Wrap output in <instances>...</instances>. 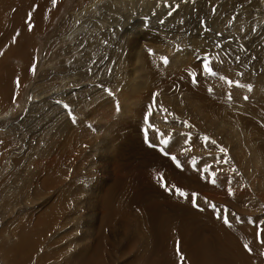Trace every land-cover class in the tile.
Masks as SVG:
<instances>
[{"label":"rangeland","instance_id":"obj_1","mask_svg":"<svg viewBox=\"0 0 264 264\" xmlns=\"http://www.w3.org/2000/svg\"><path fill=\"white\" fill-rule=\"evenodd\" d=\"M93 1L44 6L49 19L35 36L30 28V55L17 54L12 29L1 32L0 229L10 226L0 230L1 264H10L5 247L15 244L12 228L20 226L48 229L33 254L21 258L24 264L95 259L90 246L99 235L101 204L116 215L105 230L106 264H128L137 253L153 258L154 250L170 246L163 217L180 224L190 208L203 211L204 204L264 237V0H103L88 8L93 13L84 14L75 36L63 38L64 19ZM32 2L26 3L35 12ZM11 4L18 8L17 0ZM179 43L184 53L172 51ZM84 82L88 89L78 87ZM76 126L77 143L71 142ZM61 127L67 136L53 137ZM42 148L69 180L80 183L70 171L81 168L70 222L37 221L56 203L53 193L41 191L37 200L18 195L21 178L41 166ZM171 247L187 264L183 257L192 248Z\"/></svg>","mask_w":264,"mask_h":264},{"label":"bare ground","instance_id":"obj_2","mask_svg":"<svg viewBox=\"0 0 264 264\" xmlns=\"http://www.w3.org/2000/svg\"><path fill=\"white\" fill-rule=\"evenodd\" d=\"M33 1L34 2H32V4H35V5L37 4V11L35 12L32 10L29 3L27 4L23 0H17L18 8L13 7V5L11 4L12 0H1L0 1V37H3V34H1L2 31L8 33L9 30L12 29L13 33L17 37V41H16L17 45L13 44V46L18 48V50L20 51L19 53H17L19 55H25V56L30 55L28 52L29 50L27 48L28 43L30 41V37L33 35L35 36V33L39 32L40 29L42 30L43 28H45L44 26L47 25L45 24V21L49 18L48 16H46V12H44L45 11L44 6H48V5L50 6V4L52 5L53 0L52 1L51 0H33ZM102 2L103 0H95L88 7L83 8L82 9L83 11L80 9L76 10L71 14V17H69L68 19H64L65 29H67L68 31L66 33H62L61 36L63 38H66L68 34H69L68 37L75 36L76 33L78 32L77 24L79 23L80 24L79 26L81 27L84 14L93 13L92 12L93 10H90V9L88 10V8L95 9V5H99ZM19 6L21 9L19 8ZM109 10H111V8ZM29 12H32L34 14V23L32 27L28 24L31 21V20L29 21V15H31ZM62 24L63 22L61 21L59 25L61 26ZM34 26H36L37 28H35ZM30 28L34 30V33L33 35L31 33V36L28 33L29 30H31ZM52 36L53 38H55L56 36L58 37L56 33H53ZM86 85L88 84H85L84 82L82 84H79L78 87L80 86V88L88 89V86ZM201 87H204V86H201ZM197 90L203 91V88L199 87L197 88ZM66 94H69V93H66ZM37 96L38 95L34 96V98H36ZM257 100L263 103L262 96H259ZM57 103L59 102L57 101ZM11 111L13 110L7 111L6 116H9V114H11ZM79 122L82 123L83 122L82 119H79ZM66 124L67 123H65V125ZM66 127H68V124ZM80 129L81 128L80 127L78 128L77 126L73 127L74 134H73V137H71V142L76 141L77 143V137L80 136L79 134L81 131ZM10 131H11V128H8V132ZM55 136H58L59 138H61L62 136H67V134L64 132V128L61 127L57 130V132L53 134V137ZM8 143H9L8 145H11L10 142ZM69 148L74 149V152L75 150H77L71 144L69 145ZM66 153H68V151L61 154L60 156H64ZM40 154H42L41 158H40V155L37 158L41 159V161H39L41 163V166L38 168L36 167V169L32 170L31 173H28L26 171L27 177H24L23 180L21 178L20 182L17 185V187L19 185H23L25 186V188L23 190L22 188L21 189L18 188V195L22 196L24 198L23 200H26L27 198H30L31 200H37V199H40V195L38 193H40L41 191H43L46 196L49 193H53V196L57 197L56 203L53 206L46 209L43 213H41L39 215V218H37V221L42 222V223H50L52 225H54L57 222L61 224L64 220H67L68 222H70L75 217L74 211L76 210V208L74 204L78 200V198L75 199V197L77 195V192L83 187V185L81 184L83 183L81 179V168L77 166L74 168L71 167L72 169L70 171L71 174L72 173L76 174V177H78V175L80 174L79 175L80 183H78V181L76 182V179L74 177H72V179L74 178L75 180H71V177L69 180L67 177L68 173L64 177L61 171L55 170L54 167L56 166H54V163L56 162H54V159L52 157H46V156H49V154L43 148L40 151ZM67 157L69 156L67 155ZM257 159H258L257 157H254V160H257ZM244 163L246 164V168H247L248 161ZM20 164L22 163H20L16 159L15 166L18 167L20 166ZM253 166L254 168L257 169L259 165L253 164ZM55 174H59V175L55 176ZM6 182H8V180ZM16 184H17V181H16ZM208 196L210 195H207V197ZM10 197H11V200L10 201L8 200L7 202L12 203L13 205H16V202L12 199V196ZM210 197L213 201L215 200L219 201L217 198H214V196H210ZM109 199H110V196L106 195L103 201L107 202ZM23 200L19 202L24 204ZM204 205H205V208L203 211H199L195 208H190L188 212V215L190 216L189 219L182 221L180 224L174 221H168L166 217H163V221L165 222L163 224V228H164L163 236H164V239L170 243V246L169 247L161 246L158 250H154L153 251L155 252V254L153 255L154 257L150 259H147L146 257L147 253L146 254L137 253L136 256L128 262V264L132 262L133 260H135L136 258L137 259L133 261L131 264H150V262H152L151 264H180L179 258L176 256L175 252L172 250V247H171L172 244L174 245L175 248H178L179 246H183V247H190L193 249V250L191 249L192 251L191 253L183 257L185 259V263L187 264H264V242H262L264 241V237L260 236V234L256 230L250 227H247L245 225L239 224V223H231V221H229L231 224V226H229V224H226L223 219L219 218L221 216L225 217L223 214H220L223 210H216L210 204H204ZM101 206H102L101 222L98 225L99 229L97 228L98 230H96V231H99V235L97 237V239L99 240L98 241H96L97 239L94 240L90 246L91 249L93 250L92 253L95 254L96 257L95 259H92V257L82 259L78 261L77 264H106L105 259H104V255H105L104 252H105V248L107 244L105 230L111 227L113 220L116 219V215L111 216V214L108 211V208L105 207V205L103 204H101ZM146 213H147V210L144 209L142 212V215L145 221L147 219ZM119 219H120V216H119ZM5 223L6 224L4 225L3 228H4V231L6 232L7 229L10 228V226H9V221ZM0 230H1V233L2 232L4 233L3 229H0ZM12 230H13V233H12L13 238H16L17 240L15 244H11L10 246L5 247L7 261L10 264H24L21 258L26 259L31 254H33V250L36 247H38L39 244L41 243V241L39 240L40 239L39 237H43L48 232V229L40 228V229L35 230L33 228L29 229L26 226H20L18 228L14 227L12 228ZM92 230H94V228ZM208 233H209V236H207ZM33 236H36V237H33ZM152 242L153 243L151 247L153 246H155L154 248L159 247V240L157 237H155V240H153ZM245 245H248V248H246ZM151 250L148 245L147 251H149V254L151 253L150 252ZM109 258L111 257L109 256ZM93 261L95 262L93 263ZM0 264H1V261H0ZM26 264H29V261H27Z\"/></svg>","mask_w":264,"mask_h":264},{"label":"snow or ice","instance_id":"obj_3","mask_svg":"<svg viewBox=\"0 0 264 264\" xmlns=\"http://www.w3.org/2000/svg\"><path fill=\"white\" fill-rule=\"evenodd\" d=\"M53 3L55 4V3H56V0H53ZM163 59H164V62L167 63V58L165 57V58H163ZM204 67H205V69H206L210 74H213V75L215 74V73L212 71V69L209 68V66H208L207 64H205ZM195 75H196V74L193 73V79H194V80H195ZM228 83L231 85V84L233 83V81L229 80ZM149 115H151V113H149ZM167 142H168V141H166V140L164 141V143H167ZM222 151H223V149H222ZM172 159H173V160H176L177 158H176L175 156H173ZM213 183H215V180H213ZM165 187L167 188L168 191H170V192H172V191L178 192L181 196H187V195H188L187 193L183 192V191H182L181 189H179V188L168 187L167 185H165ZM213 207H215V205H213ZM219 218L223 219L224 222H225L226 224H229V226H231L229 220H228L226 217L221 216V217H219ZM262 242H264V241H262ZM245 247L248 248V245H245ZM249 250H251V249H249Z\"/></svg>","mask_w":264,"mask_h":264}]
</instances>
